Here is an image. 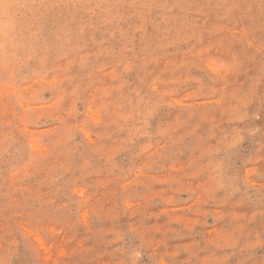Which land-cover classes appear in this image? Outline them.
Returning <instances> with one entry per match:
<instances>
[{
    "label": "rangeland",
    "instance_id": "374dc122",
    "mask_svg": "<svg viewBox=\"0 0 264 264\" xmlns=\"http://www.w3.org/2000/svg\"><path fill=\"white\" fill-rule=\"evenodd\" d=\"M0 264H264V0H0Z\"/></svg>",
    "mask_w": 264,
    "mask_h": 264
}]
</instances>
